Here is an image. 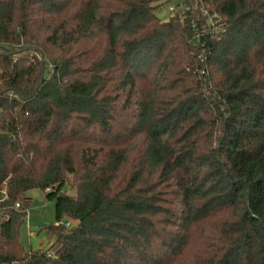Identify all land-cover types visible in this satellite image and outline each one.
Masks as SVG:
<instances>
[{
    "label": "trees",
    "instance_id": "1",
    "mask_svg": "<svg viewBox=\"0 0 264 264\" xmlns=\"http://www.w3.org/2000/svg\"><path fill=\"white\" fill-rule=\"evenodd\" d=\"M165 2L0 0V264H264V0Z\"/></svg>",
    "mask_w": 264,
    "mask_h": 264
},
{
    "label": "rangeland",
    "instance_id": "2",
    "mask_svg": "<svg viewBox=\"0 0 264 264\" xmlns=\"http://www.w3.org/2000/svg\"><path fill=\"white\" fill-rule=\"evenodd\" d=\"M183 9L184 12L187 11L188 6L182 5V0H166L156 14L162 20H167L170 15L183 13ZM191 11L197 15L200 14L195 8ZM202 16H206V13L202 12ZM198 17L200 18V16ZM67 190L70 195H74V190L70 188H67ZM26 196L31 200V203L28 215L19 230V242L26 252L30 250H45L52 242H49L42 228L55 224L54 201H47L45 193L39 189L28 191ZM70 224L73 223L70 222Z\"/></svg>",
    "mask_w": 264,
    "mask_h": 264
},
{
    "label": "built area",
    "instance_id": "3",
    "mask_svg": "<svg viewBox=\"0 0 264 264\" xmlns=\"http://www.w3.org/2000/svg\"><path fill=\"white\" fill-rule=\"evenodd\" d=\"M0 194L2 195V199L0 201L4 200L7 197L5 189H2ZM16 206L18 207V205H16ZM4 219L6 220L7 218L4 217Z\"/></svg>",
    "mask_w": 264,
    "mask_h": 264
}]
</instances>
